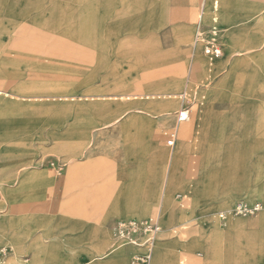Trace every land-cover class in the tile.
<instances>
[{"label":"rangeland","instance_id":"374dc122","mask_svg":"<svg viewBox=\"0 0 264 264\" xmlns=\"http://www.w3.org/2000/svg\"><path fill=\"white\" fill-rule=\"evenodd\" d=\"M3 1L5 11L0 22L8 31L3 37L0 88L12 96H0V183L9 179V173L15 175V182L7 195L0 194V247L11 250L6 264H87L93 253L90 250L89 255L87 246L100 235L89 233L95 223H86L79 213L94 218L117 198L127 196L121 192L118 196L120 187L95 184L100 181L101 171L109 170L116 176L124 155L137 146L143 119L148 128L159 129V143L167 148V133L181 106L178 96L186 87L194 33L192 30L183 52L178 53L181 57H167L157 44L162 24L153 30L149 14L143 13L150 10L148 6L144 10L132 7L130 0ZM199 1L195 2L196 8ZM213 9L218 11L225 32L222 59L228 63L233 59L225 55L239 54V70L220 76L218 80L226 76L224 85L218 82L203 106H193L189 121L192 134L184 141V159L177 164L172 209L162 214L165 221L184 214L193 220L184 231L177 224L166 227L170 229L158 242L151 264H179L180 245L192 250L187 264H230L224 258L225 248L235 264H264V211L226 222L213 217L239 203L264 204V149L260 136L264 121V11L242 22L241 28L230 26L222 17L218 0H214ZM174 66L180 67V85L177 90L162 91ZM205 73L206 69L197 79ZM155 92L175 95L164 123L156 118L161 113L152 111L154 100L145 98ZM216 92L223 95L216 109L226 119L225 138L206 169L201 141L195 134ZM121 95H129L130 99H121ZM10 144L13 146L7 147ZM156 163L162 168L163 179L166 163L160 158ZM194 164V203L182 208L176 195L191 184ZM36 172L41 179L34 178ZM66 175L70 179L63 188L58 182ZM79 175L82 186L77 185ZM202 175L207 178L208 192L199 197L196 180ZM8 205L13 209L8 210ZM157 208L154 205L140 217L154 216ZM127 215L134 216L130 212L112 214L106 223L104 249L94 252L110 251L111 224ZM235 221H242V231L227 234L222 230L216 234L218 228L226 229L227 223ZM75 223H79L72 228L76 233L60 232ZM172 228L178 231L174 233ZM23 238L26 242L19 243L23 247L17 250L13 242ZM210 244L216 247L213 257L209 255ZM122 251L124 264H132L139 253L132 246ZM115 254L100 264L117 261Z\"/></svg>","mask_w":264,"mask_h":264},{"label":"crops","instance_id":"0c3cea01","mask_svg":"<svg viewBox=\"0 0 264 264\" xmlns=\"http://www.w3.org/2000/svg\"><path fill=\"white\" fill-rule=\"evenodd\" d=\"M195 2L196 0H174V1L173 0H169V1L130 0L129 4H131L132 7L134 6L137 8L140 7L143 10L146 9L147 6L150 7V10H148V12L144 10L143 13L149 14V19H150L149 25L153 30L158 29L159 25L162 24L160 27L161 31L159 34V40L157 44L159 48L164 49V51L161 50L160 52H165L167 54L166 55L167 57L178 58L181 57V55L178 53L183 52V49L185 48L184 46L188 42L192 30L195 35L196 25L198 22V15L202 0L199 1L197 8L195 6ZM213 2L214 0H208L207 12L204 21L206 26L210 27L214 24V21L216 20L217 25L222 32L220 37V44H221V40L225 32L222 24L219 21L218 11L213 9ZM218 6L222 11V17L230 23V26H237V27L239 26L241 28H242V22L248 21L249 19L253 18L254 15L255 16L258 15V12L264 11V2L242 4V1H238V0H218ZM4 11H5V3L3 0H0V18L1 15L4 13ZM145 18H147L146 15L144 19ZM158 19H160V22ZM141 22L144 23L145 21L141 20ZM6 31H8L6 24L4 22L2 23L0 22V64L4 56L3 37ZM240 32H242V30ZM194 35H193V39H194ZM191 53L192 55L190 54V58L192 57V61L188 70L192 67V76H191L192 83L194 85L201 84L205 82L208 76H210L212 79V84H211L212 86L210 85L207 91L205 92L206 102H207L209 100V96L212 94L211 92L213 88L215 90L217 83L218 82L220 83V81H222V84L224 85V83L226 82V76L223 77L222 80H218V79L221 78L224 74L225 75L232 73L234 74L236 73V71L239 70V68L237 67L239 65L236 64V59L237 57H239V54L237 55L232 52L225 55L228 59L230 58L233 59L231 62L228 61L227 63V61L222 58H220L219 60H211L206 56H204L202 51H198L195 54H193V51L191 49ZM205 69H206V73L201 78V80H198L197 79L198 74H200V72H203V70ZM171 75L172 76L170 78V81L162 84L161 87L162 91H165L166 89L168 90V88H172L173 90L178 89V86L180 85V67L174 66ZM201 91L202 90H197L196 99H198L200 95L204 94L201 93ZM0 96L9 97L12 95H10V93L0 88ZM125 96L128 97V99H130L129 95H121L120 97L121 99H123V97ZM174 96L175 95L171 93L155 92L145 97L146 99L154 100V102L152 103L153 104L152 111H158V113H161V115L157 116L156 118L160 117L162 123L165 122L164 120L166 119V117L170 116V113L168 112L170 110V107H172L173 104L172 100H174L175 98ZM211 100L212 101H210L211 103L209 104L210 106L208 107V110L205 112L203 122L200 126H198L197 133L195 134V136L198 137L201 141V151L203 152L204 155L205 167L208 165L213 154H215L216 150L219 148V145L221 144V140H224L225 138L224 123L226 122V119L216 109L218 105L223 101L222 93L221 92L214 93V96L212 97ZM8 101L11 100H7V102ZM193 114H194V110L192 109V117ZM145 121L146 120L143 119L139 125V132L137 134L139 139L137 140L136 148L132 147L134 149H132L130 153L124 155L125 158L123 160V163H121L119 168L115 171L116 176L115 177L114 175L112 176V174H110L112 172L109 170L101 171L100 174H98L100 181L96 182L95 184L98 187H102V186L120 187L121 191H118V196L120 192L121 195L127 194V196L125 198L122 196L120 199L117 198L114 201V203L109 207V209L102 210L94 218H92V216H85L87 213L84 212L79 213L82 214V217L80 218L87 219L86 223H95L94 226L90 228L91 231L89 230V233L94 235L96 234L100 235L98 239H95L93 243H91V245L87 246V250L89 251L90 256H91V251L95 253V254L92 253L90 262L87 264H93L105 260L114 253H116L115 256L117 261H112L109 264H124L122 260H123V256L125 255V251H122V249H124L127 246L116 248L114 240L112 238L111 228L116 220L127 219V218L147 219L153 217V216L150 217H140V216L144 212L154 207V205H157L158 206L157 209L159 211H157L153 215L156 216L160 214L162 218L163 227L165 226L162 235L158 239V242L163 240L165 238V235L169 231L170 228L167 229L166 227L177 224L178 226L176 227L184 231L189 228L187 224L193 220L192 216L188 217L186 216L187 214L186 215L184 214L185 216L183 215L181 218H179L180 220L178 219V217H175L173 220L165 221L163 219L164 216L162 215L164 212L165 213L170 212V210L172 209V203L174 200L171 196V191L174 185L176 184L177 175L179 174L177 164L179 161L184 159V153L182 152V150L185 148L184 141L187 139V137L191 136L192 125L188 122L180 126L179 138L177 144L173 149H171L168 148V146L167 148H165L159 143V133H160L159 129L154 130L153 128L152 129L148 128L147 122ZM158 125H160V123ZM260 136L263 138L261 146L264 149V121L260 131ZM2 146L3 145H1V147ZM12 146L13 145L10 144L7 147H12ZM156 158L157 159L160 158V160H164L166 163L165 165L166 174L163 179H162L163 171L162 168L158 167L156 163L157 160ZM102 162L110 163L109 159H105V160L102 159ZM162 164L163 163H160L159 165L163 166ZM194 165L195 166H193L190 176L191 184L188 186L186 191L176 195V200L181 203L180 207L182 208H190V206L192 207V204L194 203L195 194H194L193 182L195 181V173L197 170L196 164ZM33 175L35 179L42 178V176L37 172L33 173ZM7 177L9 178L7 181L0 183V186H2L3 188L2 191L0 189V194H2L3 197L7 195L14 187L13 184L15 182L14 179L15 175L13 173H9ZM113 178H115L116 180H113ZM69 179L70 178H68V176L66 175L65 177H63V180H60L58 183L61 184L63 188H65L66 183ZM77 179H78L77 185L82 186L83 185L82 175L81 176L79 175ZM206 179L207 178L204 175H202L199 176L196 180V187L199 197H203L208 192ZM103 180H105L106 182H103ZM112 180L114 181V183L111 182ZM99 191L102 193L103 190L100 189ZM178 195L189 196L190 200L188 204L183 205V201H180L178 199ZM60 200L62 201V199ZM7 209L12 210L13 206L8 205ZM123 212L133 213L134 216L131 215L122 216L116 218L113 221L110 227V234H111L110 245L112 242L110 251L104 254L101 253L97 254L96 252H94L95 250L100 251L102 248L104 249V246L106 244L105 234L108 230L106 223L111 218L112 214L123 213ZM213 217L216 221H218L216 215H214ZM78 224L79 223L72 224L73 227L71 228L64 227L63 230L60 232H62L63 234L65 233L74 234L76 232H74L72 228L77 227ZM81 225L87 226L85 224H80V226ZM218 229L219 230L215 231L217 232L216 234H221L218 232L222 230L227 234L230 233L234 234L237 231L238 232L242 231V221L230 222L226 224V229H220V228ZM176 230L178 231V229ZM224 232H222V234H225ZM24 239L25 238H23V240H21L20 242L18 240H16L15 242L12 241L17 250H20L21 247H23V245L21 244L20 246L19 243L23 241L26 242ZM212 246L211 244L208 246V250L210 251L209 254L210 257L215 256V253L213 251H216V247H212ZM0 248H3V246ZM133 249L139 252L136 255L142 254L140 253L142 252L141 249L136 247H133ZM225 249L227 255H225L224 258L230 264H235L234 259L229 257L232 256L229 249L228 248ZM158 254L159 252L156 253V261H157V257H159ZM192 254H193L192 250L185 248V245L184 246L180 245V248L177 250L179 264L182 262V260L185 261V264H187V260L189 257L192 256ZM197 257L201 258L202 254H197ZM97 264H100V262Z\"/></svg>","mask_w":264,"mask_h":264},{"label":"built area","instance_id":"2783aa9c","mask_svg":"<svg viewBox=\"0 0 264 264\" xmlns=\"http://www.w3.org/2000/svg\"><path fill=\"white\" fill-rule=\"evenodd\" d=\"M208 0H202L198 15V22L192 44V51L195 54L202 51L203 55L211 60H219L222 58L223 51L220 44L221 30L217 25L216 20L214 24L207 27L205 24V15L207 12ZM192 66V65H191ZM192 67L189 69L186 80V87L183 92L179 94L178 99L181 106L175 114V124L173 128L167 133L166 144L173 149L179 138V128L182 124L191 120L192 109L194 105L203 106L206 102L205 92L212 84V79L208 76L205 82L194 85L192 83ZM197 90H202L204 94L197 98ZM60 174V169H57ZM178 199L183 201V205L188 204L190 197L178 195ZM264 210L262 203H239L230 211L220 212L216 215L220 222H226L234 217H249ZM164 227L160 214L147 219H119L116 220L111 228L112 238L115 246L125 247L133 246L143 251L142 254L135 255L132 259V264H151L153 261L156 244L159 237L162 235ZM175 233L176 229L173 230ZM10 248H0V264H6L10 256ZM180 264H185L182 260Z\"/></svg>","mask_w":264,"mask_h":264},{"label":"bare ground","instance_id":"6f19581e","mask_svg":"<svg viewBox=\"0 0 264 264\" xmlns=\"http://www.w3.org/2000/svg\"><path fill=\"white\" fill-rule=\"evenodd\" d=\"M264 211V210H263ZM116 248H119L118 246H116Z\"/></svg>","mask_w":264,"mask_h":264}]
</instances>
